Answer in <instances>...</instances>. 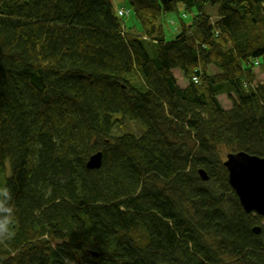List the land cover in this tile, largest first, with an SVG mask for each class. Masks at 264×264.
Wrapping results in <instances>:
<instances>
[{"label": "trees", "instance_id": "trees-1", "mask_svg": "<svg viewBox=\"0 0 264 264\" xmlns=\"http://www.w3.org/2000/svg\"><path fill=\"white\" fill-rule=\"evenodd\" d=\"M127 2L0 0V264H264V219L224 166L264 158V0ZM180 3L191 21L166 41Z\"/></svg>", "mask_w": 264, "mask_h": 264}, {"label": "water", "instance_id": "water-1", "mask_svg": "<svg viewBox=\"0 0 264 264\" xmlns=\"http://www.w3.org/2000/svg\"><path fill=\"white\" fill-rule=\"evenodd\" d=\"M102 156V152L93 154L87 167L100 168ZM224 166L229 173V183L244 211L264 219V158L244 151L231 152L227 154ZM200 175L204 180L209 179L204 170L200 171ZM253 231L260 234L262 227L256 226Z\"/></svg>", "mask_w": 264, "mask_h": 264}, {"label": "rangeland", "instance_id": "rangeland-1", "mask_svg": "<svg viewBox=\"0 0 264 264\" xmlns=\"http://www.w3.org/2000/svg\"><path fill=\"white\" fill-rule=\"evenodd\" d=\"M114 3V7L115 9H117V7L120 6H126L128 7V2L127 0H112ZM123 8V7H122ZM122 8L120 9L121 11H125L122 10ZM218 8L213 6L212 4H208L205 11L206 13H208L210 16H212L213 18L218 16V12H217ZM191 12L189 10H187V8L185 7L184 3H180L178 5V9L177 11L174 12H169L163 16H161L158 21H157V28L159 33H161L163 35L164 40L166 41H172L176 38V36H178L181 33V26H180V22L181 20H184L185 22H190L191 21ZM123 22L126 25H129L131 23H133L135 21V18L133 16V14H131L128 17L122 18ZM256 71H257V79H256V84L257 83H264V69H262L259 66H256ZM216 69L212 68L211 72H215ZM175 75L179 81V83L184 86L185 85V79L183 78L181 72L179 70H175ZM220 101L222 103V105L227 108L230 109L232 106L231 101L227 98L226 95H221L220 97ZM135 124V132H137L138 134L141 133V127L139 124L134 123ZM129 131H131L132 129H128ZM144 127H143V131H144ZM118 132H120V130H118ZM133 132V131H132ZM228 153L224 154V158H226V155ZM264 224V222L262 223Z\"/></svg>", "mask_w": 264, "mask_h": 264}, {"label": "clouds", "instance_id": "clouds-1", "mask_svg": "<svg viewBox=\"0 0 264 264\" xmlns=\"http://www.w3.org/2000/svg\"><path fill=\"white\" fill-rule=\"evenodd\" d=\"M227 161V160H226ZM8 187H0V246L7 247L15 239V208Z\"/></svg>", "mask_w": 264, "mask_h": 264}, {"label": "built area", "instance_id": "built-area-1", "mask_svg": "<svg viewBox=\"0 0 264 264\" xmlns=\"http://www.w3.org/2000/svg\"><path fill=\"white\" fill-rule=\"evenodd\" d=\"M122 10H124V9H122ZM126 14H129V13H128V12H126V11H124V12H123V11H121V10L119 11V15H120V16H124V15H126Z\"/></svg>", "mask_w": 264, "mask_h": 264}]
</instances>
